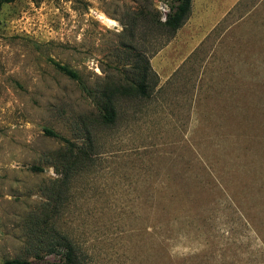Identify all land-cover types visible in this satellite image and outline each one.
<instances>
[{
  "label": "rangeland",
  "instance_id": "374dc122",
  "mask_svg": "<svg viewBox=\"0 0 264 264\" xmlns=\"http://www.w3.org/2000/svg\"><path fill=\"white\" fill-rule=\"evenodd\" d=\"M171 2L0 5V264H57L55 232L80 264H264V0H192L175 32Z\"/></svg>",
  "mask_w": 264,
  "mask_h": 264
},
{
  "label": "trees",
  "instance_id": "16d2710c",
  "mask_svg": "<svg viewBox=\"0 0 264 264\" xmlns=\"http://www.w3.org/2000/svg\"><path fill=\"white\" fill-rule=\"evenodd\" d=\"M14 0H0V5L5 2H11ZM192 0H172L170 4V11L166 14L165 20L161 21L158 18L157 22L161 26L170 29L175 32L179 29L187 20L191 11ZM55 66L64 72L66 75L72 78H78L75 71L69 67L59 64L58 62H53ZM139 70V80H134L130 85H115L109 88L107 91H101V103L98 104L99 115L101 120L105 123H112L116 118V99L119 95L135 94V95H147V70L149 68L148 60L145 64H138L136 66ZM48 134L59 137L67 143L68 151L61 154V158L65 157L67 167L73 169L75 167L79 168L80 163H83L89 157L87 150L83 148H78L75 151V144L71 142L68 138L60 136L52 130H46ZM33 170H41L38 166H32ZM49 252H62V260L57 264H80V256L78 249L74 241L67 235L58 232L54 233V243L50 244ZM4 264H28V261L20 258H13L6 260Z\"/></svg>",
  "mask_w": 264,
  "mask_h": 264
},
{
  "label": "crops",
  "instance_id": "0c3cea01",
  "mask_svg": "<svg viewBox=\"0 0 264 264\" xmlns=\"http://www.w3.org/2000/svg\"><path fill=\"white\" fill-rule=\"evenodd\" d=\"M201 1V6H199V7H197V10L199 11L200 9H204V13H203V17L204 18H206V16L208 17V15L209 14H207V12H205L206 11V5L208 6V9L210 10L211 9V7H213V6H215V5H217L216 7H220V6H222L223 7V4H224V2H225V0H213V2H212V0H200ZM198 2H199V0H198ZM218 3H220L221 5H218ZM205 7V8H204ZM201 13H202V11H201ZM194 20H196L195 18H194Z\"/></svg>",
  "mask_w": 264,
  "mask_h": 264
}]
</instances>
